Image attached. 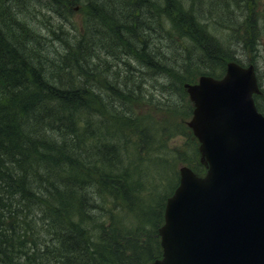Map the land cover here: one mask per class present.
I'll list each match as a JSON object with an SVG mask.
<instances>
[{
    "label": "trees",
    "instance_id": "obj_1",
    "mask_svg": "<svg viewBox=\"0 0 264 264\" xmlns=\"http://www.w3.org/2000/svg\"><path fill=\"white\" fill-rule=\"evenodd\" d=\"M38 1L67 18L63 26L57 24L60 35L48 28L46 42L20 14L24 1L0 0V228L10 226V233L21 220L33 231L30 248L25 244L16 258L9 254L11 249L1 250L0 264L149 263L161 256L158 227L165 203L138 196L130 203L141 212L137 229L121 224L110 210L120 203L117 198L132 196L130 177L122 167L118 176L97 172L98 165L87 170L81 161L89 148L86 142L98 133L95 142L110 137L125 145L128 139L121 126L134 118L135 102L166 109L184 106L185 82L199 75L220 77L229 60L245 64L233 55L234 45L215 39L205 23L229 18L231 35L236 33L243 49L247 30H253L238 22L239 12L246 11L245 0H162L165 12L159 16L154 0ZM48 42H60L63 51H48ZM74 81L81 87L72 86ZM99 88L123 101L122 122L117 114L102 110ZM261 95L254 98L264 114ZM112 145L103 141L100 147ZM116 147L118 157L124 158L121 146ZM195 150L191 168L203 174L205 162ZM113 162L105 164L117 167ZM105 195L111 197L112 207L106 203L97 208ZM60 200L68 202L66 214L43 225L34 208L39 202ZM104 209L109 215H100Z\"/></svg>",
    "mask_w": 264,
    "mask_h": 264
},
{
    "label": "water",
    "instance_id": "obj_2",
    "mask_svg": "<svg viewBox=\"0 0 264 264\" xmlns=\"http://www.w3.org/2000/svg\"><path fill=\"white\" fill-rule=\"evenodd\" d=\"M187 125L204 175L179 168L158 228L162 256L149 264H264V116L252 65L226 64L221 78L184 83Z\"/></svg>",
    "mask_w": 264,
    "mask_h": 264
},
{
    "label": "rangeland",
    "instance_id": "obj_3",
    "mask_svg": "<svg viewBox=\"0 0 264 264\" xmlns=\"http://www.w3.org/2000/svg\"><path fill=\"white\" fill-rule=\"evenodd\" d=\"M158 3L161 4L162 0H158ZM25 8L31 9L25 12V15L29 22L36 26L39 33L44 34L42 39L45 42L49 41L47 38L50 34L46 36L48 28L55 24L63 26L67 19L58 16L49 9L36 7V10H33L27 4ZM245 10L243 14L244 9L239 12L238 22L243 21V25L249 24L253 30L251 33V30H247V34H245L246 45L243 49L241 43L236 41L238 39L236 33L231 35L229 25H219L211 20H207L205 23H207L208 32L215 39L234 45L233 55L237 59L245 64L253 62L264 91V0H250L245 5ZM68 18L71 19V16H68ZM74 18L78 20L80 18L79 13ZM241 30H239V34L241 33L243 38L244 30L243 32ZM56 46V42L53 44L48 42L45 45L48 51L52 52H54L53 48ZM197 79L198 77L194 80ZM185 98L184 106L181 105L175 109L156 107L146 101L135 102L133 105L134 118L129 119L126 125L121 126L128 139V142L123 146L125 147L123 155L131 163L128 178L130 177L129 182H132L134 193L131 197L126 195L128 199L126 196L122 197V200L117 198L120 203L115 204L113 207L109 195L99 198L101 199L100 202L96 203L97 208H104L106 203H109L110 206L108 207H112L110 211L112 214L117 215L116 218L121 224L128 223L131 227L137 229L141 212H139L138 206L132 208L130 203L135 202L138 196L157 202L158 205L162 201L165 203L178 184L179 168L181 166L191 167L195 163L193 154L194 150L197 149L198 142L187 126V121L191 118L193 105L187 95H185ZM259 101L264 107V92H262ZM187 102L189 103V113H186ZM144 137L147 138V141L144 140ZM194 147L195 149H193ZM104 198H108L109 201H105ZM106 214L108 212L105 209L100 212L101 216Z\"/></svg>",
    "mask_w": 264,
    "mask_h": 264
},
{
    "label": "bare ground",
    "instance_id": "obj_4",
    "mask_svg": "<svg viewBox=\"0 0 264 264\" xmlns=\"http://www.w3.org/2000/svg\"><path fill=\"white\" fill-rule=\"evenodd\" d=\"M22 1H24V2L19 7L21 9L20 14L23 15L28 22H29V20L27 19L25 12H28V10H31V9L25 8L26 4L27 5L30 4V5H33L35 7H39V8H44V5L42 3H40L38 0H22ZM244 4L245 5L247 4L246 0H245ZM153 9L158 13V14H156L157 16L161 15L160 13L165 12L164 5L159 4L156 0H154ZM127 16L130 17L132 20H136V21L139 20V18H137L134 15H132V16L127 15ZM224 18H223V20H220L219 25L220 24L230 25V23H231L230 19L227 18L226 16ZM232 24L235 25V22L232 21ZM1 25L2 24H1V20H0V27L2 28ZM49 28L57 34L60 33V30H59L57 24L51 25ZM53 50L55 53H57V55H59L60 52L63 51V44H61L59 42L57 44V46L53 48ZM72 86L81 87V85L79 84L78 81H74V83H72ZM96 91H97V93L100 94V97L102 98V101H101L102 102L101 103L102 104V110L104 112L111 114L112 116H114V114L115 115L117 114L118 115L117 117H120L119 121L122 122L121 119H122L123 114L125 112V107H124L123 101L121 102V100L117 96H114V93H112V92L103 91V90H101V88L97 89ZM92 122L93 121H88V123H92ZM93 127L94 126H90L89 132H91ZM99 131H100L99 133H102V132H104V129H100ZM98 136H99L98 133L97 134L94 133L89 138L90 142H88V141L86 142V144H89L88 145L89 148H88L87 153L84 155V157L81 160L83 162L85 168L87 170H92L95 165H98L96 168H94V170H96L97 172L99 171V169H103V170H107L113 176H118L119 175L118 174L119 173L118 168L122 167L124 169L126 178H128L129 170H130V164L125 158H119L118 157V149L116 147V145L119 147L121 146L119 149L123 151L125 149V147H123L124 143L122 141H121V143L120 142H118V143L114 142V141H116V139H111L110 137H106L104 140L102 139L101 143L95 142V140ZM144 140L147 141V138L144 137ZM103 141H104V143L111 142V143H115L116 145L115 146L114 145L105 146V147L101 148L102 146L100 147V145L103 143ZM127 142H128V140H127ZM118 159H119V161H118ZM107 161L108 162L116 161V163H114V162L113 163L115 165L117 164V167H111V165L105 164V162H107ZM120 161L122 162V165L120 164ZM126 165H127V167L129 165L128 172H127V170H125ZM89 178L90 177H87V180ZM130 193H134V191H132L130 189ZM41 200L44 201L45 197H41ZM60 201L61 202H56V201L45 202V203L39 202V204L34 208L35 217L43 218L42 219L43 225L51 224V222H52L51 220H53L55 215H58L59 217H61V215L63 216L67 212V209H68L67 206L68 205L67 206L65 205V203L67 201H62V200H60ZM49 203H52L53 205L49 206V209H48L46 207ZM30 221H31V219H30ZM72 222L75 223V220ZM9 227L10 226H3L0 228V247H1L0 251L6 250L7 252H9V249H11L9 254H11V257L16 258L17 254H20L21 249H24L25 244L28 248H30L28 243H29V238H30L31 234H33V231H31V229L27 226V224H24L23 221H21V220L18 221L13 226L12 232H10V233L7 232L8 231L7 228H9ZM66 245L69 247L72 246L70 244H66ZM63 248L64 247H62V250H63ZM73 253H75V251L70 253L68 256L72 255Z\"/></svg>",
    "mask_w": 264,
    "mask_h": 264
}]
</instances>
